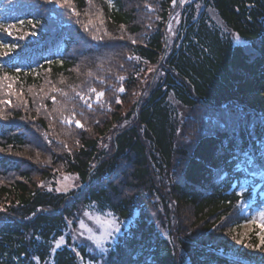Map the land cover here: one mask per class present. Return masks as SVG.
I'll use <instances>...</instances> for the list:
<instances>
[{"label":"trees","instance_id":"16d2710c","mask_svg":"<svg viewBox=\"0 0 264 264\" xmlns=\"http://www.w3.org/2000/svg\"><path fill=\"white\" fill-rule=\"evenodd\" d=\"M0 42V264H264L257 227L230 255L264 208V0H0Z\"/></svg>","mask_w":264,"mask_h":264},{"label":"rangeland","instance_id":"374dc122","mask_svg":"<svg viewBox=\"0 0 264 264\" xmlns=\"http://www.w3.org/2000/svg\"><path fill=\"white\" fill-rule=\"evenodd\" d=\"M191 0H182V3L185 2H190ZM178 13L179 10H176L173 13V17H171V21L169 23L170 26L168 30H171V32H173V29L175 27V25L178 22ZM169 31V38L171 37ZM233 38L236 39L237 42H242L241 40H239V38H237L236 36H234ZM171 42H169L170 44ZM264 114V113H263ZM80 186H82V178L78 175H63L62 177L58 178V182L56 185V190L57 192H62V193H69L70 191L73 190H78L80 188ZM264 212V208L261 209V211H259L258 213H255L251 220L248 221L247 224H244L242 229L239 231V235L238 239L236 240V244L234 246L233 251H231L230 253H232V255H235V253L237 254L238 250H240V245L242 243V241L245 240V237L249 236L250 233L254 230L255 227H257L259 229V231L256 233V245H251L250 247L254 249V254L255 255H261L263 254V249H264V245L261 244L260 241V234H264V229H262L260 227V219H259V213ZM252 220H255L256 223H252ZM80 228H81V232L83 237L86 238L87 242L89 244L92 245V248L97 247L99 249L103 248L105 249L106 246L109 244V242L112 241V238L116 235V233L113 231L114 227H118L116 222L112 221V219L110 217H106V216H88L85 215L84 218H82L80 221ZM78 234H80L78 232ZM73 240H75L74 238H72ZM254 243V244H255ZM255 259H257L255 257ZM258 260V259H257ZM259 261V260H258Z\"/></svg>","mask_w":264,"mask_h":264},{"label":"snow or ice","instance_id":"6c2138e0","mask_svg":"<svg viewBox=\"0 0 264 264\" xmlns=\"http://www.w3.org/2000/svg\"><path fill=\"white\" fill-rule=\"evenodd\" d=\"M58 2H59V0H58ZM62 2L63 3H67L68 2V0H62ZM173 3L175 4L176 3V0H173ZM73 12H74V14H76V15H78V13H75V11L73 10ZM13 26L12 25H9V29L10 28H12ZM9 34H11L10 32H9ZM4 47H12V46H8V45H5L3 42H0V48H4ZM6 54V53H5ZM121 91H124V89H120ZM93 91H95V90H93ZM99 95H103V93H100ZM88 107L90 108L91 107V105H88ZM76 126L77 127H82V125L80 124V122L77 120L76 121ZM259 219H260V227L262 228V229H264V212H261V213H259ZM252 223H256V221L255 220H252ZM113 231L115 232V233H119L120 232V229L118 228V227H114L113 228ZM260 241H261V244L262 245H264V234H260ZM56 247L58 248V247H60V244L59 243H57L56 244Z\"/></svg>","mask_w":264,"mask_h":264}]
</instances>
